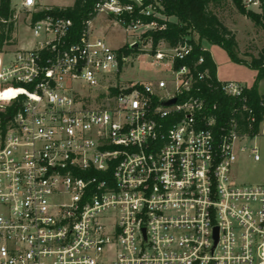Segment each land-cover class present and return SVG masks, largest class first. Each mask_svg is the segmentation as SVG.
Instances as JSON below:
<instances>
[{"label": "built area", "instance_id": "1", "mask_svg": "<svg viewBox=\"0 0 264 264\" xmlns=\"http://www.w3.org/2000/svg\"><path fill=\"white\" fill-rule=\"evenodd\" d=\"M37 5L24 0L43 40L0 52V264H264V184L232 176L251 135L206 113L205 57L148 42L165 74L129 81L131 52L91 31L107 14L139 50L170 19L164 0H99L76 42L71 18L33 20ZM220 85L246 102L247 86Z\"/></svg>", "mask_w": 264, "mask_h": 264}, {"label": "trees", "instance_id": "2", "mask_svg": "<svg viewBox=\"0 0 264 264\" xmlns=\"http://www.w3.org/2000/svg\"><path fill=\"white\" fill-rule=\"evenodd\" d=\"M99 0H75L72 6H51L33 13V20H37L47 14L59 15L73 20L70 36L71 42H76L87 26V22L94 18V6ZM238 12L255 25L264 29V0H259V11H254L246 5L244 0H231ZM223 0H164V12L170 18L166 20V26L153 31L152 38L148 41L156 51L163 44L177 46L188 40L194 46L192 57L198 59L205 57V66L210 69L211 87L204 86L206 97V113L216 117L217 127L225 125L232 117H237L241 134L248 133L251 136L259 134L261 123L264 121V96L259 92L258 86L264 77V47L259 56H253L250 61L242 58L238 50L236 34L221 20L212 6H219ZM15 10L12 0H0V52L6 44H10L11 34L15 30ZM174 17L176 20H171ZM194 34L199 36L195 40ZM207 40L211 44L223 47L234 62L246 64L258 70V76L253 86L246 89L247 100L237 99L226 95L220 85L217 76V66L209 50L202 47L201 41ZM136 51L129 45H125L120 51L130 53ZM246 103L256 115V122L249 126V111L243 109Z\"/></svg>", "mask_w": 264, "mask_h": 264}, {"label": "rangeland", "instance_id": "3", "mask_svg": "<svg viewBox=\"0 0 264 264\" xmlns=\"http://www.w3.org/2000/svg\"><path fill=\"white\" fill-rule=\"evenodd\" d=\"M245 2L247 0H244ZM38 8L68 7L75 0H37ZM15 10V30L11 34L10 44L3 48L2 57L4 64L12 60L17 50L35 48L44 36H35L31 28V12L24 6V0H12ZM248 8L259 11V4L251 3ZM221 20L236 34L238 50L242 58L250 61L253 56H259L264 47V29L255 25L246 16L240 14L231 0H223L221 5L212 6ZM171 20H176L174 17ZM95 38L104 39L112 48L120 49L130 41L123 27L114 24L107 14H99L90 25ZM195 40L199 36L194 34ZM202 47L209 50L217 66V76L221 82L236 81L247 87L254 85L258 76V70L246 64L234 62L228 52L219 45H214L207 40L201 41ZM162 47H166L165 44ZM151 48L148 41L140 44L139 50L131 52V59L123 77L129 81H151L165 74L166 63H157L145 50ZM144 50V51H141ZM145 53V54H144ZM144 54V55H143ZM259 92L264 96V77L259 82ZM241 145H247L246 151L239 150ZM257 145L261 160L256 161L250 152V148ZM233 179L237 184L257 185L264 184V121L261 123L259 134L237 143V160L233 167Z\"/></svg>", "mask_w": 264, "mask_h": 264}, {"label": "water", "instance_id": "4", "mask_svg": "<svg viewBox=\"0 0 264 264\" xmlns=\"http://www.w3.org/2000/svg\"><path fill=\"white\" fill-rule=\"evenodd\" d=\"M175 102H176V98H173V99H171V100L166 101L165 104H166V105H170V104H173V103H175Z\"/></svg>", "mask_w": 264, "mask_h": 264}]
</instances>
